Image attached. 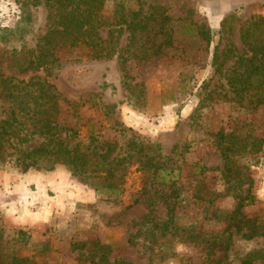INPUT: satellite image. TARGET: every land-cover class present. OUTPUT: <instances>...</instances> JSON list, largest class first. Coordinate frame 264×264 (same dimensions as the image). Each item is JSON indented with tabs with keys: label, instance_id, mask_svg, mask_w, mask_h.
Instances as JSON below:
<instances>
[{
	"label": "rangeland",
	"instance_id": "1",
	"mask_svg": "<svg viewBox=\"0 0 264 264\" xmlns=\"http://www.w3.org/2000/svg\"><path fill=\"white\" fill-rule=\"evenodd\" d=\"M98 1L0 0V119L23 137L7 151L47 142L26 133L40 120L79 157L78 169L44 159L24 172L7 157L0 264H264V0ZM77 5L104 22L109 54L45 42ZM168 5L186 16L168 17ZM27 60L41 64L23 71ZM108 171L115 190L101 187Z\"/></svg>",
	"mask_w": 264,
	"mask_h": 264
},
{
	"label": "trees",
	"instance_id": "2",
	"mask_svg": "<svg viewBox=\"0 0 264 264\" xmlns=\"http://www.w3.org/2000/svg\"><path fill=\"white\" fill-rule=\"evenodd\" d=\"M103 2L104 0H99L98 6L103 5ZM30 16L31 13L29 11L24 12L21 15L18 21L19 25L17 27V34L19 33L20 35H23V33L25 32L24 24L29 23ZM97 19L98 18H96L94 12L90 11L89 9H87L86 11V8L81 9L80 7H78V5L75 6L74 8L71 7L68 13L59 15L54 20V24L56 28H52L50 31L47 32L45 37V42L46 43L50 42L52 44L51 47L53 48L65 45L67 43L71 45H77L78 42H85L86 44H89L91 46L92 48L91 55L93 57H101L103 55H107L109 54V52H103L105 47L101 46V42H103L104 40L96 33V27L100 26L101 24H104V22ZM121 22H126V21L122 19ZM56 25H59L61 27L58 28ZM7 31L13 32V30L10 29H7ZM38 63L39 60H36V62L35 60H27L26 64H23L24 66H21L20 69L24 71L27 70L28 68H31L34 64L36 65ZM40 64L41 62L38 65ZM7 83H9V88H11V91H14L16 89L19 91L24 89L25 86H28V84L23 83L20 80H16L15 82H11L10 79L2 80V85ZM233 84L234 83H232V81L229 80V85L233 86ZM12 113H14V111H12ZM38 123L39 124L34 125L35 127L32 128L31 130H26L27 131L26 133L28 132L29 133L38 132L39 134L48 133L49 138H47V142H41L29 150L16 148L15 145L8 144L7 146L10 147L12 150L7 151L5 142L8 141L9 136H17L18 137L17 139H19L21 130H19V128H15V129L9 128L8 126H11V124L7 120V118L0 119V169L3 168L4 162L7 161L6 160L7 157L13 154H17L16 157L17 160H15V163L21 166L23 172L27 171L30 167L39 168V166L42 163V160L44 159H47L48 162L50 161L49 168H52V166L55 165L56 163H64V164L71 163L74 165L75 169H78L77 161L79 157L78 154L75 152V149L68 148L67 145L63 143V141L59 140V138L56 137L57 134L55 133V127L50 126V122H44L38 120ZM26 133L24 135H26ZM50 137L51 138L54 137L55 138L54 141H52ZM20 140H23V137H20ZM102 163L104 162H100L98 164H102ZM109 177L110 176L108 171L106 175L103 177L104 181L103 184H101V187H103L105 190H110V189L115 190L116 189V187H114L115 183L110 181ZM112 186L115 189L112 188ZM140 200H141L140 196H137L132 200V202L128 206L136 204ZM148 200H149L148 205L153 204L155 201V200H150V197H148ZM249 202H252V200H249ZM146 219H150V216L145 215L140 222H136L137 224H139V227L137 228L136 233L131 235V238L129 237L127 239L129 243L135 244L133 237H135L138 234L140 228L148 224V222H145ZM168 228L169 226L167 225V222L166 223L163 222L159 224L158 230L160 231L161 235L163 234L165 235L166 229ZM153 241L155 240L149 238V243L152 244ZM151 247H152L151 245L147 246V248L150 249ZM155 259L161 261L164 258L158 256V258ZM152 260L153 257H150L149 264H151ZM241 262L243 264H250V260L247 257H244ZM90 264H102L101 257L98 258L97 260H94L92 258L90 260ZM104 264H131V263H125L123 260H113V261H106ZM197 264H205V262L202 261Z\"/></svg>",
	"mask_w": 264,
	"mask_h": 264
},
{
	"label": "crops",
	"instance_id": "3",
	"mask_svg": "<svg viewBox=\"0 0 264 264\" xmlns=\"http://www.w3.org/2000/svg\"><path fill=\"white\" fill-rule=\"evenodd\" d=\"M160 1L161 0H158V3H160ZM175 2L177 1V0H174ZM190 1H192V0H190ZM200 1V2H199ZM217 1H219V0H217ZM222 3H224V2H226V3H228V4H230V3H248V2H251L252 0H220ZM162 2V1H161ZM186 2V0H184L183 2H181V3H185ZM208 2H213V0H193V3H194V8L195 9H198V6H197V4H199V3H208ZM172 3H174V2H171L170 4H172ZM177 3V2H176ZM178 4V3H177ZM166 8H167V10L165 11V14L168 16V17H170V16H172V17H175V18H178V17H185L186 15H183V14H176V10L178 9V7L176 6V5H170V7H169V5L168 6H166ZM189 8L191 9V5H189ZM31 175H34V172H28L27 173V177H28V181H29V179L31 178L30 176ZM41 177H43V174H42V176ZM47 180H48V178H46ZM37 180H41L40 178H38ZM31 181V180H30ZM46 183H47V181H46ZM46 187V184L43 186V189ZM38 193V198H43V200H45L46 198L44 197V191H42V192H37ZM19 223H24V224H31L32 222H19Z\"/></svg>",
	"mask_w": 264,
	"mask_h": 264
}]
</instances>
